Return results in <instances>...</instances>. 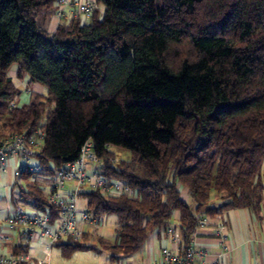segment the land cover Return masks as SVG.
<instances>
[{"label":"trees","instance_id":"1","mask_svg":"<svg viewBox=\"0 0 264 264\" xmlns=\"http://www.w3.org/2000/svg\"><path fill=\"white\" fill-rule=\"evenodd\" d=\"M56 1L0 0L1 128L43 129L34 157L39 171L52 176L90 141L101 172L132 189L81 193L93 216H116L115 241H100L111 260L138 251L174 211L188 241L204 215L259 210L264 0H95L86 21L73 17L49 31L44 19ZM12 64L18 79L26 74L46 93L11 106L18 95ZM111 145L128 149L130 160L115 167ZM18 175L29 179L32 172ZM27 188L32 205L49 211L42 189L34 182ZM213 191L222 203L207 204ZM57 244L63 254L82 247Z\"/></svg>","mask_w":264,"mask_h":264},{"label":"built area","instance_id":"2","mask_svg":"<svg viewBox=\"0 0 264 264\" xmlns=\"http://www.w3.org/2000/svg\"><path fill=\"white\" fill-rule=\"evenodd\" d=\"M96 8L95 0H57L54 15L60 19L67 10L73 9L74 18L87 19ZM14 103L12 102L11 106H14ZM43 137L44 130L41 128H36L30 133H7L0 137V169L5 171L6 161L11 157L24 160L34 157ZM102 163L91 142L86 141L73 161L54 171V181L46 194L49 211L16 206L8 215L6 226L18 236L19 242L16 251L0 254V264H49L48 257L53 245L60 243L63 238L76 239L83 231L84 225L95 227L101 218L93 216L86 207L85 210L78 208V199L83 191L93 190L104 196L132 194V189L124 181L101 172L99 168ZM23 169L37 172L40 167L21 166L15 174L18 175ZM68 183L71 186L66 193H62L61 190ZM203 221L202 219L199 222ZM163 231L167 237L175 239L176 226L171 221ZM36 237L44 241L42 258H34L27 251L29 244ZM6 239L7 234L0 232V244ZM205 256V249L193 244L186 245L181 251L162 246L154 264H219L218 258L212 263H207Z\"/></svg>","mask_w":264,"mask_h":264},{"label":"crops","instance_id":"3","mask_svg":"<svg viewBox=\"0 0 264 264\" xmlns=\"http://www.w3.org/2000/svg\"><path fill=\"white\" fill-rule=\"evenodd\" d=\"M68 18L69 20L73 18V9L67 10L60 19L54 14L46 15L45 26L49 31H53L60 21ZM81 20L84 22L87 19L82 18ZM9 72L13 84L15 82L13 80L20 81L16 75V67L11 73ZM3 135L5 132L2 130L0 137ZM25 165L37 166L38 161L35 157L28 160L11 157L6 161L5 171L0 169V181L6 188L5 196L0 190V211L3 217L5 216V222L0 220V232L7 234V239L0 244V254L16 251L19 242L18 236L7 229L8 215L14 211L16 206L23 205V207L37 209L32 205L28 194L23 193L25 189H28V183L34 182L46 195L54 181V176L40 171L32 172L29 179L16 175L15 171ZM48 179L51 182L47 191H44L42 186ZM70 186L71 184L68 183L61 192L66 193ZM184 192L187 193L186 188ZM178 216V211H174L170 219L176 226L175 239L167 237L162 229L154 230L138 251L127 256L125 264H154L162 246H167L173 251H181L188 244L205 249L207 263H212L218 258L219 264H264V194H262L261 206L257 211L250 208H229L218 214L204 215L200 219L204 221L197 223L188 241L183 240L182 233L177 227ZM218 232L221 234H217ZM34 240L42 241L37 237Z\"/></svg>","mask_w":264,"mask_h":264},{"label":"rangeland","instance_id":"4","mask_svg":"<svg viewBox=\"0 0 264 264\" xmlns=\"http://www.w3.org/2000/svg\"><path fill=\"white\" fill-rule=\"evenodd\" d=\"M38 19V18H37ZM39 20V19H38ZM66 23L69 22V18L65 20ZM180 51H182L183 55L189 53V48L186 44L181 46ZM16 65L12 64L10 72L15 70ZM15 81L14 84L18 89V95L15 99V103L17 105H25L28 104L38 93L45 94L46 87L32 82L28 75L24 74L20 81ZM44 99L45 97L42 96ZM1 128L0 123V131ZM6 132L5 130H3ZM8 133V132H7ZM5 133V134H7ZM110 149V162L115 166L119 167L120 163L123 161H129L131 158V153L128 149L121 148L118 146L111 145ZM34 161V160H32ZM51 180L48 179L45 181L42 188L44 191H47L48 186L50 185ZM6 188L0 181V190L3 192L5 196ZM185 187L179 185V190L181 192V197L193 208L195 203L191 199L188 193L184 192ZM85 190V188H83ZM224 199L221 198L216 192H211L210 199L208 201V205H218L222 203ZM23 206V205H22ZM86 207V199L84 196H80L78 199V208L79 210H85ZM0 220H4L3 213L0 211ZM117 226L116 216L114 214H106L104 215L99 223L95 227H90L84 225L83 231L78 235L76 239H62L61 243L67 242H77L82 247L80 249H76L69 254H63L62 248L55 244L52 246L50 254H49V264H125V260L128 257L121 258L119 257L114 262L110 258L109 252L103 247V244L100 241L112 244L115 241V228ZM42 240V239H41ZM44 241L33 240L29 244L28 252L34 258H42L44 257L43 253ZM1 251V249H0ZM4 252V250H3ZM137 258V257H136Z\"/></svg>","mask_w":264,"mask_h":264}]
</instances>
